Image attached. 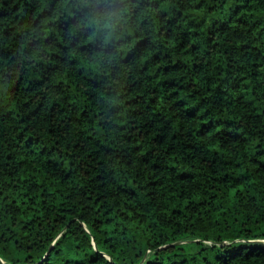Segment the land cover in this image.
<instances>
[{
  "label": "trees",
  "instance_id": "trees-1",
  "mask_svg": "<svg viewBox=\"0 0 264 264\" xmlns=\"http://www.w3.org/2000/svg\"><path fill=\"white\" fill-rule=\"evenodd\" d=\"M135 3L0 0V264H264V0Z\"/></svg>",
  "mask_w": 264,
  "mask_h": 264
},
{
  "label": "clouds",
  "instance_id": "clouds-1",
  "mask_svg": "<svg viewBox=\"0 0 264 264\" xmlns=\"http://www.w3.org/2000/svg\"><path fill=\"white\" fill-rule=\"evenodd\" d=\"M80 3L83 10L78 27L93 29L89 41L110 44L116 42L119 28L131 18L137 7L135 0H80Z\"/></svg>",
  "mask_w": 264,
  "mask_h": 264
}]
</instances>
